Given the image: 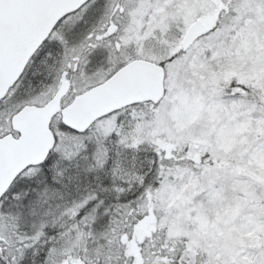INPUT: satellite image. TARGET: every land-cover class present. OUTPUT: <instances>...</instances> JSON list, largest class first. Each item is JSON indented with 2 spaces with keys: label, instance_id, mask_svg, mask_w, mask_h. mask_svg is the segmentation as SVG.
Returning a JSON list of instances; mask_svg holds the SVG:
<instances>
[{
  "label": "snow or ice",
  "instance_id": "6c2138e0",
  "mask_svg": "<svg viewBox=\"0 0 264 264\" xmlns=\"http://www.w3.org/2000/svg\"><path fill=\"white\" fill-rule=\"evenodd\" d=\"M0 264H264V0H0Z\"/></svg>",
  "mask_w": 264,
  "mask_h": 264
}]
</instances>
